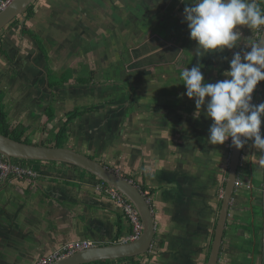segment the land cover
I'll use <instances>...</instances> for the list:
<instances>
[{"label": "flooded vegetation", "instance_id": "af4514ba", "mask_svg": "<svg viewBox=\"0 0 264 264\" xmlns=\"http://www.w3.org/2000/svg\"><path fill=\"white\" fill-rule=\"evenodd\" d=\"M256 2L264 7V0ZM187 6L189 0L31 2L8 27L22 26V42H18V46L10 45L8 49L11 54L15 52L22 59L24 72L29 63L27 60L35 55L34 63H29L35 69V92L41 95L35 106L46 104L37 113L25 115L23 106L31 103V100L22 98V115H12L6 107L5 95L0 93V132L24 141H47L53 146H61L60 141H66L67 144L71 141L69 144L73 148L85 147L86 151L85 141L101 142L104 150L97 157L99 161L114 172L126 176L128 169L122 163V155L135 151L140 121L149 120L155 115L163 119L168 115V119L176 120L177 125L182 122L183 117L176 115L174 108H163L167 102L175 103L179 94H186V86L182 84L180 75L182 71L186 67L190 70L199 63L201 71H204V82L215 83L225 79L223 74L230 70L229 61L232 58L230 53L227 54V49L223 53H208L200 57L195 55L196 42L190 38V30L183 19ZM238 28L248 43L262 36V32L252 31L247 26ZM5 33H0V55H4L3 49H6ZM246 46L248 50L242 48L239 51L242 56L245 51L251 50L250 46ZM170 57H173L170 65L163 66ZM173 62L176 67L171 65ZM217 72L221 74L217 75ZM145 96H148L151 107L150 115L145 110L147 106L140 105V97ZM188 102L195 106L194 97L189 98ZM253 103H264V81L258 83ZM200 127L197 130L204 137L198 141H208L209 128L205 129L204 125ZM171 130L173 137L178 130ZM261 133L264 135V119ZM160 139L163 137H155V140ZM180 139L184 141L183 136ZM226 141V153L230 158L233 145L231 138ZM242 152L219 264H231L233 261L230 255L232 250L225 248V242L235 245L237 242L241 246L236 264H264V150L257 149L253 140H249ZM127 156L130 157L129 154ZM229 166L230 159L226 171L218 174L220 190L214 212L216 220L209 233L203 230V237L209 244L207 247L203 244L197 253V256L202 255V264H207L214 241ZM244 170L249 171L250 175H244ZM139 186L148 197L147 188ZM244 189L248 192L246 195ZM109 190L115 189L107 186L106 191ZM120 204L123 208V204ZM255 208L260 210L258 214ZM249 223L253 224V232L245 230ZM162 232L163 227L156 232L149 253L125 258L114 264H153L155 256L162 264L188 262L192 256L187 258L186 243H177L184 250H175L174 256H167L166 251H163L167 239L162 238ZM224 253L228 254V259L223 258ZM31 260L26 258L24 264ZM0 264L10 262L0 258ZM95 264L111 263L105 261Z\"/></svg>", "mask_w": 264, "mask_h": 264}, {"label": "crops", "instance_id": "0c3cea01", "mask_svg": "<svg viewBox=\"0 0 264 264\" xmlns=\"http://www.w3.org/2000/svg\"><path fill=\"white\" fill-rule=\"evenodd\" d=\"M4 32L5 48L13 58H7L5 53L0 55V88L7 90V94L3 95L8 112L22 115V98L28 97L31 103L24 104L23 113H37L46 103L35 106L41 96L35 92L37 86L34 85V66L29 65L34 63L35 55L27 60L29 63L24 72L22 59L15 52L11 54L8 49L10 45L18 46V42H22V26L11 27L1 34ZM246 45L241 31L240 47L227 49V54L230 53L232 58L236 51L239 52L242 48L248 50ZM218 74L221 73L217 72ZM178 96L175 103L167 102L163 108H174L176 115L183 117L182 122L177 125V121L169 120L168 115L163 119L155 115L149 120L140 121L135 151L127 153L130 157L123 154L121 160L128 169L126 176L137 184L144 185L149 191L148 197L158 222L157 231L163 227L162 238L167 239L163 251H166L168 257L174 256L176 253L173 251L184 250L181 245L176 244L186 243L187 258H192L183 264L192 261L193 264H202V255L197 256V253L203 244L205 247L209 244L202 233L203 230L209 233L216 220L214 212L220 190L218 174L226 171L230 158L226 153L227 144L212 145L208 141H198L204 136L199 135L197 129L200 125H204L205 129L210 128L213 121L205 115L206 109L203 106L199 118H196V107L189 104L186 94ZM147 97H140L139 100L141 106H147L145 110L150 115L151 107ZM172 128L178 130L173 134L175 139L171 136ZM199 129L203 130L204 127ZM182 136L184 141L180 139ZM155 137L163 139L155 140ZM40 142L47 143H37ZM45 170L50 178H54L55 183L45 181L43 186L54 185L53 194L60 191L59 195L64 196L63 199L67 198L66 203L49 199L37 187L28 184L26 180L31 182L33 178L29 177L35 176L37 170L33 175L28 174L26 180L22 176L17 178L19 180H9L7 183L4 181L5 186L0 188V214L2 210L11 211L17 227L0 221V258L9 260L10 264H24L25 259L30 258L32 260L27 264H34L43 255L68 242L93 238L117 241L120 237L130 236L133 224L124 214L125 210L119 202L109 195H101L91 184H83L80 190L79 187L75 188L80 174L70 167L55 165L54 168L50 166ZM55 176L63 177L62 184L58 183ZM68 200L82 202L70 204ZM225 248L232 250L231 264H236L237 252L241 250L239 243L236 242L235 245L233 242H225ZM227 255L224 253L223 258L228 259ZM154 259L153 264H162L157 256Z\"/></svg>", "mask_w": 264, "mask_h": 264}, {"label": "water", "instance_id": "95a60500", "mask_svg": "<svg viewBox=\"0 0 264 264\" xmlns=\"http://www.w3.org/2000/svg\"><path fill=\"white\" fill-rule=\"evenodd\" d=\"M33 1L34 0H12L0 12V33L7 30L14 20L22 15V11L25 7ZM15 27H18V25ZM262 35H264V33H262ZM3 52L7 58H11L6 49H3ZM255 90L252 93L253 99ZM0 93L7 94V90L0 88ZM85 142L88 151L85 150V147L83 149L78 148L79 150H77L71 146L72 144L67 146H53L48 143L19 140L0 132V157L11 167L10 171H8L3 179L1 178L2 169L0 167V178L2 179V181H0V188L5 186V183H3L4 181L7 183L9 180H19L17 178L22 177L12 172V167L17 165L25 170L33 172L37 170L35 176L29 177V179L33 178L31 182L27 179L28 174L23 175L22 179H27L26 181L29 185L31 184L32 186L37 187L49 199L65 204L67 198L63 199L64 196L59 195L58 193L60 191H56L53 194L52 188L54 185L43 186V183L45 181L51 182V184L55 183L53 180L54 178H50L47 174V171L45 170L47 167L51 166L54 168L55 165L61 168L70 167V169L79 171L80 174L78 178L79 180L75 182V188L79 187L80 190L83 188V184H91L101 195L108 196L109 192L106 190L107 186H110L123 195L125 199L130 201L137 209L143 223V232L137 239L131 240L129 236L128 238L120 237L117 241L106 239L99 240L89 237L88 235L89 238H93L91 241L95 242V246L79 250L70 256L59 259L53 264H95L105 261L114 264L123 261L125 258L149 253L155 240L158 227L156 214L151 201L135 181L126 176L120 175V173L114 172L108 165H104L99 161L97 157L99 156V153H102L104 150L102 149L103 146L101 145V142ZM96 142L98 144H95ZM242 149L243 148L237 149L234 145L232 148L228 176L223 190V196L221 198V207L218 214L217 225L214 231V241L209 252L207 264H219L220 261L225 224L229 216L235 192L234 184L237 177V171L242 161ZM56 177L58 183L62 184L61 179L63 177L55 176V178ZM81 202L82 201L68 200V203L70 204H79ZM94 206L99 207L97 205ZM1 212L0 221L3 220L6 222L3 224L17 227L15 218L12 219L13 214L11 211L2 210ZM3 214L6 216H3ZM46 255L48 254H45V256Z\"/></svg>", "mask_w": 264, "mask_h": 264}, {"label": "clouds", "instance_id": "9594fccd", "mask_svg": "<svg viewBox=\"0 0 264 264\" xmlns=\"http://www.w3.org/2000/svg\"><path fill=\"white\" fill-rule=\"evenodd\" d=\"M183 19L190 38L196 42L197 57L240 47L241 31L237 26L264 33V7L256 0H189ZM262 37L264 35L255 42H246L251 50L245 51L243 56L240 52L233 54L230 70L224 73L223 80L204 82L199 63L190 70L186 67L180 74L187 97L195 98L194 116L199 118L203 106L205 115L213 121L208 137L212 145H223L231 138L232 145L240 149L253 140L257 149L264 150L261 133L264 103H252V93L258 83L264 81Z\"/></svg>", "mask_w": 264, "mask_h": 264}, {"label": "built area", "instance_id": "2783aa9c", "mask_svg": "<svg viewBox=\"0 0 264 264\" xmlns=\"http://www.w3.org/2000/svg\"><path fill=\"white\" fill-rule=\"evenodd\" d=\"M12 0H0V12L11 2ZM0 167L2 169V177L3 178L8 171H10L11 167L10 165L4 161L0 157ZM12 172L19 176H23L25 174L33 175V171L25 170L21 168L20 166H13ZM0 178V179H1ZM109 195L115 199L117 202H120L123 204V208L125 210V213L128 217V219L133 224V235L130 237L131 240H135L139 237V235L143 232V223L140 218V215L137 211V209L134 207V205L125 199L123 195H121L116 190H109ZM95 242L91 240H81V241H73L68 242L65 245L61 246L60 248L54 250L53 252L49 253L46 256H42L39 258L34 264H53L54 262L58 261L59 259H62L64 257L70 256L74 254L75 252L83 249H87L90 247L95 246Z\"/></svg>", "mask_w": 264, "mask_h": 264}, {"label": "rangeland", "instance_id": "374dc122", "mask_svg": "<svg viewBox=\"0 0 264 264\" xmlns=\"http://www.w3.org/2000/svg\"><path fill=\"white\" fill-rule=\"evenodd\" d=\"M175 55H173V57H174ZM173 57H170L169 58V60H168V62H167V64H165V65H163V66H169L170 65V62L172 61V59H173ZM180 64H181V66H183V62L182 61H180ZM171 65H174V62H173V64H171ZM175 66V65H174ZM176 67V66H175ZM174 67V68H175ZM203 72L204 71H202V74H203ZM207 78H209V76L207 77ZM206 78V79H207ZM48 130V129H47ZM40 134H42L41 132H40ZM30 139V138H29ZM69 143H71V141L70 142H68V144L66 143V141H60V144L61 145H65V146H67V145H70ZM78 148H82V147H78ZM78 148H76L77 150H79ZM83 149V148H82ZM85 150H86V148H85ZM85 150H83V151H85ZM86 152V151H85ZM105 152H107V151H105ZM239 171H240V169H239ZM240 174H241V172H240ZM244 175H250L249 174V171H246V170H244ZM257 175V174H256ZM243 193L246 195V193H248L247 192V190H243ZM255 211H256V214H258L259 212H260V210L258 209V208H255ZM252 213V212H251ZM250 215H252V214H250ZM253 224L252 223H249V225L248 226H245V230H247L246 232H253L255 229H253ZM257 228H258V226H257ZM244 230V229H243ZM237 238H239V237H237ZM250 246V245H249ZM258 249V248H257ZM5 260H7V259H5ZM7 261H9V260H7Z\"/></svg>", "mask_w": 264, "mask_h": 264}, {"label": "trees", "instance_id": "16d2710c", "mask_svg": "<svg viewBox=\"0 0 264 264\" xmlns=\"http://www.w3.org/2000/svg\"><path fill=\"white\" fill-rule=\"evenodd\" d=\"M0 109H1V106H0ZM6 135H8V134H6ZM17 139V138H16Z\"/></svg>", "mask_w": 264, "mask_h": 264}]
</instances>
